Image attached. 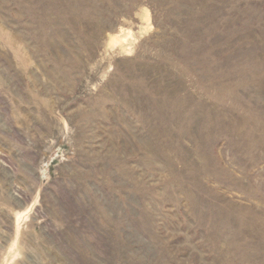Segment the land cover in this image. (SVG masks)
Masks as SVG:
<instances>
[{
	"label": "rangeland",
	"instance_id": "1",
	"mask_svg": "<svg viewBox=\"0 0 264 264\" xmlns=\"http://www.w3.org/2000/svg\"><path fill=\"white\" fill-rule=\"evenodd\" d=\"M0 264H264V0H0Z\"/></svg>",
	"mask_w": 264,
	"mask_h": 264
}]
</instances>
